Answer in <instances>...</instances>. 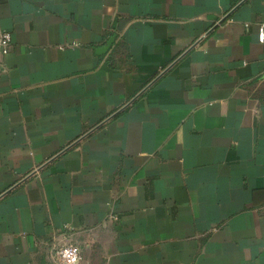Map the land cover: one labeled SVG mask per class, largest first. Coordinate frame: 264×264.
Segmentation results:
<instances>
[{"label": "crops", "instance_id": "crops-1", "mask_svg": "<svg viewBox=\"0 0 264 264\" xmlns=\"http://www.w3.org/2000/svg\"><path fill=\"white\" fill-rule=\"evenodd\" d=\"M264 0H0V264H264Z\"/></svg>", "mask_w": 264, "mask_h": 264}, {"label": "built area", "instance_id": "built-area-1", "mask_svg": "<svg viewBox=\"0 0 264 264\" xmlns=\"http://www.w3.org/2000/svg\"><path fill=\"white\" fill-rule=\"evenodd\" d=\"M259 40L264 42V24L259 29ZM12 44V34L8 30H0V49L3 53L10 51ZM5 67L0 63V73ZM53 264H80L82 260V251L79 245L74 243H63L53 248L51 252Z\"/></svg>", "mask_w": 264, "mask_h": 264}]
</instances>
